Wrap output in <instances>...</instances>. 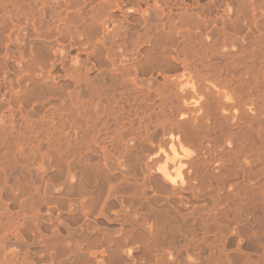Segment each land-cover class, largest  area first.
<instances>
[{
  "label": "bare ground",
  "instance_id": "bare-ground-1",
  "mask_svg": "<svg viewBox=\"0 0 264 264\" xmlns=\"http://www.w3.org/2000/svg\"><path fill=\"white\" fill-rule=\"evenodd\" d=\"M0 264H264V0H0Z\"/></svg>",
  "mask_w": 264,
  "mask_h": 264
}]
</instances>
